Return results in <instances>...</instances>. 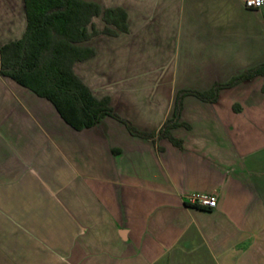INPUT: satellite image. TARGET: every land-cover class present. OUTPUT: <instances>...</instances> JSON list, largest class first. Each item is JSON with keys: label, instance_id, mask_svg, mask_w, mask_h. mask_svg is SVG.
<instances>
[{"label": "crops", "instance_id": "0c3cea01", "mask_svg": "<svg viewBox=\"0 0 264 264\" xmlns=\"http://www.w3.org/2000/svg\"><path fill=\"white\" fill-rule=\"evenodd\" d=\"M27 27L25 0H0V50ZM78 63L121 120L78 130L0 75V264H264V76L189 93L261 67V46L102 97Z\"/></svg>", "mask_w": 264, "mask_h": 264}, {"label": "rangeland", "instance_id": "374dc122", "mask_svg": "<svg viewBox=\"0 0 264 264\" xmlns=\"http://www.w3.org/2000/svg\"><path fill=\"white\" fill-rule=\"evenodd\" d=\"M88 1L129 14V32L116 37L104 35L103 19L95 18L100 34L84 45L96 56L76 65L98 97L131 88H172L180 69L195 72L210 59L245 56L253 46L264 51V8L246 15L240 10L245 0Z\"/></svg>", "mask_w": 264, "mask_h": 264}, {"label": "trees", "instance_id": "16d2710c", "mask_svg": "<svg viewBox=\"0 0 264 264\" xmlns=\"http://www.w3.org/2000/svg\"><path fill=\"white\" fill-rule=\"evenodd\" d=\"M25 3L27 31L20 41L0 50V75L51 101L62 117L78 130L93 127L106 116L121 120L110 107L108 98L98 100L92 94L76 75L74 66L96 55L94 49L83 46L100 34L93 20L101 17L106 25L103 34L116 37L129 32L127 12L123 8L104 10L88 0H25ZM258 76H264V65L228 84L214 85L206 95L189 93L200 99H215L222 89ZM123 122L133 133L145 136Z\"/></svg>", "mask_w": 264, "mask_h": 264}, {"label": "built area", "instance_id": "2783aa9c", "mask_svg": "<svg viewBox=\"0 0 264 264\" xmlns=\"http://www.w3.org/2000/svg\"><path fill=\"white\" fill-rule=\"evenodd\" d=\"M248 9H261L264 7V0H245ZM188 206H196L208 209H216L218 205L217 194L190 192L183 197Z\"/></svg>", "mask_w": 264, "mask_h": 264}]
</instances>
